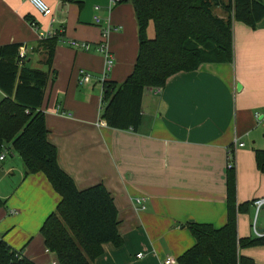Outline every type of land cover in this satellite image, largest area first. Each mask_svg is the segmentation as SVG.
Wrapping results in <instances>:
<instances>
[{
    "label": "crops",
    "instance_id": "crops-1",
    "mask_svg": "<svg viewBox=\"0 0 264 264\" xmlns=\"http://www.w3.org/2000/svg\"><path fill=\"white\" fill-rule=\"evenodd\" d=\"M42 1L50 8V17L28 2L0 0V46H26L28 65L49 73L41 111L59 167L78 190L101 184L113 198L120 244L103 245L93 264H161L166 257L176 261L195 244L182 224L223 227L229 151L237 203L264 196V174L254 158L255 150H264V16L254 29L232 23V62L204 63L193 72L171 76L159 93L145 90L139 126L119 131L100 118L102 84H120L133 71L139 43L132 4ZM95 16L99 24L94 23ZM50 34L61 40L47 69L42 52L32 50L40 35ZM147 37H154L152 23ZM68 41L87 44L89 49L70 46ZM99 45L113 58L109 70L105 53L97 51ZM81 71L90 75L89 82H80ZM3 98L0 90V101ZM136 198L144 199L145 210L135 206ZM0 200L5 203L0 207V236L5 243L33 264H57L40 234L60 201L46 176L24 175L20 157L7 155L0 161ZM254 229L264 235V210L255 219L248 206L237 217V235L256 238ZM240 254L264 264V246L244 248Z\"/></svg>",
    "mask_w": 264,
    "mask_h": 264
},
{
    "label": "trees",
    "instance_id": "trees-1",
    "mask_svg": "<svg viewBox=\"0 0 264 264\" xmlns=\"http://www.w3.org/2000/svg\"><path fill=\"white\" fill-rule=\"evenodd\" d=\"M134 8L138 29V53L133 71L122 83L102 84L100 118L119 131H135L141 121V100L145 90L162 89L177 73L195 71L204 63L233 61L232 23L241 22L254 29L264 16L262 0H119ZM221 8L224 17L215 15ZM27 21L33 26L30 17ZM152 23L154 37H147ZM61 37L39 39L32 52H42V65L49 69ZM26 53L20 57V48ZM27 47L22 44L0 46V154L20 157L24 175L43 173L60 196L55 209L40 228L44 245L57 257V264H93L107 243L120 244L118 211L111 194L97 184L78 190L57 163V149L47 139L41 106L49 79L48 71L27 63ZM256 168L264 174V150H255ZM234 166L226 174V224L187 222L195 244L176 259V264H257L240 250L264 246V235L239 238L237 217L252 202L236 200ZM0 200V207L4 206ZM0 264H33L21 251L10 248L0 236Z\"/></svg>",
    "mask_w": 264,
    "mask_h": 264
},
{
    "label": "built area",
    "instance_id": "built-area-1",
    "mask_svg": "<svg viewBox=\"0 0 264 264\" xmlns=\"http://www.w3.org/2000/svg\"><path fill=\"white\" fill-rule=\"evenodd\" d=\"M22 1L28 2L42 16L50 17L52 15V12H51L50 8L42 0H22ZM118 1L119 0H110V7L116 6L118 4ZM99 21H100V19L97 16H95L94 17V23L95 24H99ZM51 22H53V19H51ZM108 31H109V28H107L103 32V37L106 36ZM51 36H54V34H50L49 36H46V37L43 36V35H40L39 39H43V38H47V37H51ZM67 44L70 45V46H73V47L80 46L84 50H88L89 49V45L84 44V43H79V42H75V41H68ZM97 51L105 53V56L107 58L106 69L109 70L111 68V66H112L113 58L111 57V55L108 54L107 50L105 49V47L103 45H99L97 47ZM19 52H20V57H23L25 55V53H26V50H25V48L22 47V48L19 49ZM89 79H90V75L88 73H86L84 71L80 72V82L81 83H87V82H89ZM154 90H155L156 93H159L161 89L156 88ZM238 146L242 147L243 144L239 143ZM7 155H8V149L7 148H3L2 149V153L0 154V161H3ZM233 166H234L233 165V154L229 151L228 152V156H227V169H231V168H233ZM134 204L141 211L146 209L145 201H144L143 198H136L134 200ZM252 207H253V209L255 211V219H256V217L259 214V212L261 210H264V196L253 200ZM255 221L256 220H254V225H255ZM254 231H255V234H256L257 237H261L263 235L262 233L257 232L256 229H254ZM138 257H140V255H138ZM161 264H176V261L174 259L170 258V257H166V258H164L161 261Z\"/></svg>",
    "mask_w": 264,
    "mask_h": 264
},
{
    "label": "rangeland",
    "instance_id": "rangeland-1",
    "mask_svg": "<svg viewBox=\"0 0 264 264\" xmlns=\"http://www.w3.org/2000/svg\"><path fill=\"white\" fill-rule=\"evenodd\" d=\"M214 13H215V15L220 16L221 13H223V11L221 10V8H216V9L214 10Z\"/></svg>",
    "mask_w": 264,
    "mask_h": 264
},
{
    "label": "water",
    "instance_id": "water-1",
    "mask_svg": "<svg viewBox=\"0 0 264 264\" xmlns=\"http://www.w3.org/2000/svg\"><path fill=\"white\" fill-rule=\"evenodd\" d=\"M239 89H240V85L238 84V85H237V90H239Z\"/></svg>",
    "mask_w": 264,
    "mask_h": 264
}]
</instances>
